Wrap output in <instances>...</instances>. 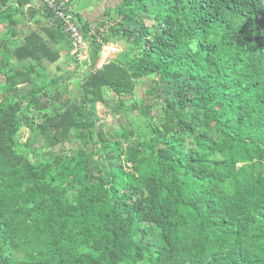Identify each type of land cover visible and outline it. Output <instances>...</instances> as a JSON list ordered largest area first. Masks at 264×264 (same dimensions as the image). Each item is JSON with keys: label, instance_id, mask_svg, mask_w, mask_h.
Segmentation results:
<instances>
[{"label": "trees", "instance_id": "obj_1", "mask_svg": "<svg viewBox=\"0 0 264 264\" xmlns=\"http://www.w3.org/2000/svg\"><path fill=\"white\" fill-rule=\"evenodd\" d=\"M44 1L0 0V264H264V0H120L95 28L70 0L96 47L73 98ZM108 98L144 128L105 131Z\"/></svg>", "mask_w": 264, "mask_h": 264}, {"label": "rangeland", "instance_id": "obj_2", "mask_svg": "<svg viewBox=\"0 0 264 264\" xmlns=\"http://www.w3.org/2000/svg\"><path fill=\"white\" fill-rule=\"evenodd\" d=\"M55 1L59 2V0H55ZM67 1L69 2L70 0ZM72 2L74 4L75 10L80 11L81 14L85 15V19L92 25L93 28H95L96 25L99 23L100 18L103 17V12L105 7H109L112 9L120 2V0H73ZM29 6L30 5H27L25 7V10H28ZM35 7H39V6L35 5ZM36 19H38V16L36 17ZM24 23L25 26L20 27L18 29V30L22 29V31L16 34V38L20 39L21 41L23 40V36L27 35L31 30L36 28L35 26L36 23L33 21L29 20V22L25 21ZM4 30H5L4 27L0 26V34H3ZM77 43L79 44V39H77ZM87 43L90 42L87 41ZM105 45L109 48H113L116 46L112 44H105ZM104 47L105 46H102L101 48L100 58L97 63V67L98 66L100 67V64L103 62V60H105V58L103 57L105 56V52H106ZM116 47H119V45H117ZM84 48L85 45L84 47H82V45L80 46L77 45L75 50L72 52V54L77 55L79 57V58L76 57L78 58L76 59V61L75 59L72 60V56L66 54L65 51H62L61 57L56 63L45 64L49 75H54V77L61 76L64 77V79L66 80L67 88H66V92L64 93V97L67 96L73 98L74 96L76 97L78 95L77 91L79 90V88L75 85V82L76 83L80 82L81 77L79 76L81 75V73L83 74L86 73L88 70H90L89 67L87 68L85 66V64L88 63L90 60V55L89 53H87V50L83 51ZM119 48L122 51L123 46ZM3 82H4V77L0 75V85H2ZM148 86H149V81H147L145 85L140 84L137 87L136 97L138 99H141L143 97H146V99H148L145 93V89ZM28 88H30L29 85H23L22 92H26ZM114 104H115L114 100L108 98V100L105 103H99L96 106L98 123L102 125L105 131L107 132L110 131L113 135H117V133L125 129H134L137 127L144 128L143 119L138 115V113L134 112V113L119 114V112H117L114 109L115 108ZM157 109H159L160 111V108L157 107ZM28 137H30V130L28 127H24L21 135V139L23 141H26ZM34 143H35L34 144L35 147L44 148L43 145L45 143L43 138H41L40 136L35 139ZM66 148H68V146H66ZM59 149L60 146L56 147L55 151H58Z\"/></svg>", "mask_w": 264, "mask_h": 264}, {"label": "built area", "instance_id": "obj_3", "mask_svg": "<svg viewBox=\"0 0 264 264\" xmlns=\"http://www.w3.org/2000/svg\"><path fill=\"white\" fill-rule=\"evenodd\" d=\"M46 7L51 13L53 14V17L58 19L60 24L62 25L63 31L65 33H69L71 38L73 39L75 45H82L84 47V38L81 34L78 25H76L69 14L65 13V1L60 0L59 2L55 0H45ZM44 5V3H43ZM77 39H79V44L77 43ZM98 43H101L100 40H98ZM102 44V43H101ZM105 46V56H103L105 59H108L112 57L114 54L119 52L118 47L109 48L106 45ZM109 46V45H108ZM112 46V45H111ZM83 51H86V46ZM76 57H78L76 55ZM79 58V57H78ZM76 58V59H78ZM78 61V60H77ZM79 62V61H78ZM96 70V68H95Z\"/></svg>", "mask_w": 264, "mask_h": 264}, {"label": "crops", "instance_id": "obj_4", "mask_svg": "<svg viewBox=\"0 0 264 264\" xmlns=\"http://www.w3.org/2000/svg\"><path fill=\"white\" fill-rule=\"evenodd\" d=\"M41 1H42V0H33V4H35L36 6H40ZM62 1H65V3L68 2L67 0H62ZM41 5H42V4H41ZM72 7H73V10H74V11H77V10H75L74 4H73ZM77 12L81 15L82 19H84L85 21H87V20L85 19V15L81 14L80 11H77ZM112 45H116V46L119 45V47L123 46V44H121V43H116V44H112ZM119 47H118L119 52L116 53V54H119L120 52L123 51V49H122V51H121ZM93 48H94V49H93ZM123 48H124V46H123ZM86 50H87V53H89L90 58H92V57L94 56V50H96V47L91 46V44H88V46H86ZM116 54H114V55H116ZM94 57H95V56H94ZM95 68H96V67H95Z\"/></svg>", "mask_w": 264, "mask_h": 264}]
</instances>
